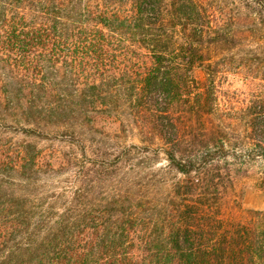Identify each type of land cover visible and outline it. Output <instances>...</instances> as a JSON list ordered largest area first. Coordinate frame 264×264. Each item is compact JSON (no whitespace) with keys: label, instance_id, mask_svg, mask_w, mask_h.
<instances>
[{"label":"trees","instance_id":"16d2710c","mask_svg":"<svg viewBox=\"0 0 264 264\" xmlns=\"http://www.w3.org/2000/svg\"><path fill=\"white\" fill-rule=\"evenodd\" d=\"M242 7L264 17V0ZM207 19L201 0H0L1 131L75 135L116 115L183 177L163 201L133 193L129 179L125 194L87 204L73 194L51 213L13 183L32 182L37 145L0 138V264H264V210L220 213L217 163L233 154L204 131L215 101ZM131 45L146 62H131ZM244 119L264 180V110Z\"/></svg>","mask_w":264,"mask_h":264},{"label":"rangeland","instance_id":"374dc122","mask_svg":"<svg viewBox=\"0 0 264 264\" xmlns=\"http://www.w3.org/2000/svg\"><path fill=\"white\" fill-rule=\"evenodd\" d=\"M201 2L208 18L204 50L215 96L204 131L207 136L213 133L224 139L226 149L233 154L217 165L226 170L219 195L221 216L236 220L247 210H264L262 161L244 127L250 108L264 110V17L244 9L243 0ZM130 51L131 62L147 61L139 47L131 45ZM194 76L197 80L206 78L199 68ZM115 116H98L92 124L77 123L82 127L75 135L62 126L47 127L37 137L20 136L16 128L0 130L2 140L15 145L35 143L40 153L32 182L13 183L48 205L51 213L58 212L73 194L82 204L105 199L114 190L125 194L129 179L133 193L163 201L171 185L183 177L169 168L163 148H143L138 131L123 127ZM194 133L202 140L207 137L200 128Z\"/></svg>","mask_w":264,"mask_h":264}]
</instances>
